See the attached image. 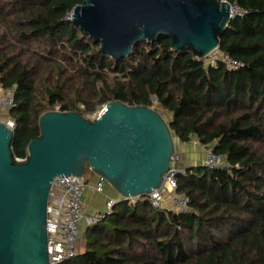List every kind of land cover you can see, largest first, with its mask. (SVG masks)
Here are the masks:
<instances>
[{"label": "trees", "instance_id": "trees-1", "mask_svg": "<svg viewBox=\"0 0 264 264\" xmlns=\"http://www.w3.org/2000/svg\"><path fill=\"white\" fill-rule=\"evenodd\" d=\"M219 1L244 11L220 39L219 50L242 64L236 70L176 53L165 37L115 62L67 18L84 0H0L13 156L27 155L46 111L86 118L112 101L151 108L154 97L181 144L211 146L230 166L176 176L186 212L156 209L147 197L118 201L62 264H264V0Z\"/></svg>", "mask_w": 264, "mask_h": 264}, {"label": "water", "instance_id": "water-1", "mask_svg": "<svg viewBox=\"0 0 264 264\" xmlns=\"http://www.w3.org/2000/svg\"><path fill=\"white\" fill-rule=\"evenodd\" d=\"M219 0H84L70 22L117 62L141 42L168 38L176 53L204 60L231 23ZM40 136L15 163L13 130L0 121V264H49L47 203L53 181L87 170L128 201L161 188L179 142L154 108L112 101L90 121L71 111L39 116Z\"/></svg>", "mask_w": 264, "mask_h": 264}, {"label": "built area", "instance_id": "built-area-1", "mask_svg": "<svg viewBox=\"0 0 264 264\" xmlns=\"http://www.w3.org/2000/svg\"><path fill=\"white\" fill-rule=\"evenodd\" d=\"M244 11L236 4H230V17L242 16ZM71 14L67 16L70 19ZM196 58V57H195ZM198 59V58H196ZM200 60V59H198ZM205 63L216 65L219 61L230 70H236L242 67V64L223 54L219 49L212 51L205 59ZM154 106L157 103L156 98L152 97ZM14 106L13 90L0 91V110L8 111ZM56 110H59L58 108ZM101 110L88 114L87 119L94 121L100 115ZM9 128L14 130L15 123L8 118L3 121ZM193 145H199L197 141L191 142ZM203 148V159L201 166L204 168L218 169L230 167L223 155L214 153L211 146ZM15 163H24V158L13 156ZM179 158L174 155L164 182L161 188L154 191L148 198L149 202L156 209H170L176 213L188 211V199L182 194L176 192V176L185 174L187 169L178 167ZM105 181L97 177L94 185L96 193H102L105 188ZM87 188L85 175L82 177L68 176L56 178L50 188L47 203V253L49 264H62L68 262L77 255V241L80 225L85 222L87 227H94L97 223L104 220L112 213L113 206L119 201L109 199L104 204V209L93 215H86L83 210L82 198ZM136 199L128 200L134 202Z\"/></svg>", "mask_w": 264, "mask_h": 264}, {"label": "crops", "instance_id": "crops-1", "mask_svg": "<svg viewBox=\"0 0 264 264\" xmlns=\"http://www.w3.org/2000/svg\"><path fill=\"white\" fill-rule=\"evenodd\" d=\"M3 111L4 113L0 116V121H6V119H8L7 111ZM180 146H182L181 151L177 154L179 156V168L187 169L201 165L204 155L202 146L193 145L192 143L181 144ZM87 180V188L82 198L83 210L86 215H93L104 209V204L107 200L117 199V195L108 185H105L102 193H96L94 191V185L97 181V177L93 173L88 175ZM87 231L88 227L85 222H83L79 229L77 247L81 244L84 246ZM82 249L83 248H81V250ZM81 250H77V252H80Z\"/></svg>", "mask_w": 264, "mask_h": 264}, {"label": "rangeland", "instance_id": "rangeland-1", "mask_svg": "<svg viewBox=\"0 0 264 264\" xmlns=\"http://www.w3.org/2000/svg\"><path fill=\"white\" fill-rule=\"evenodd\" d=\"M90 39V38H89ZM111 76H114V74H112ZM104 108V106H101L99 109H97V110H101V109H103ZM154 108H156L155 106H154ZM157 111L165 118V120L168 122L169 121V119H170V115H169V113H167V112H165V111H162L160 108H158L157 109ZM3 113H4V111L3 110H1L0 111V116H2L3 115ZM9 118V117H8ZM181 145V143L180 142H178L177 144H176V155L178 154V153H180V151H181V147L182 146H180ZM177 157L179 158V156L177 155ZM179 166V165H178ZM89 171V170H88ZM90 172V171H89ZM90 174H91V172H90ZM88 173H87V175H85V178L86 179H88ZM81 248H83V244H81L79 247H77L76 246V250H81Z\"/></svg>", "mask_w": 264, "mask_h": 264}]
</instances>
